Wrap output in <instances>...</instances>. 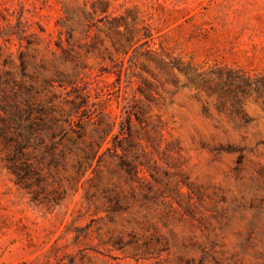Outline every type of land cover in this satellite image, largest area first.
Returning a JSON list of instances; mask_svg holds the SVG:
<instances>
[{
    "label": "rangeland",
    "instance_id": "obj_1",
    "mask_svg": "<svg viewBox=\"0 0 264 264\" xmlns=\"http://www.w3.org/2000/svg\"><path fill=\"white\" fill-rule=\"evenodd\" d=\"M18 86L83 103L28 188ZM0 264H264V0H0Z\"/></svg>",
    "mask_w": 264,
    "mask_h": 264
},
{
    "label": "trees",
    "instance_id": "obj_2",
    "mask_svg": "<svg viewBox=\"0 0 264 264\" xmlns=\"http://www.w3.org/2000/svg\"><path fill=\"white\" fill-rule=\"evenodd\" d=\"M14 85H19L15 81H12ZM49 88H52V84H47ZM32 87L25 89L22 93L20 86L18 89L11 88V94L8 97L13 107V124H14V138L11 141L14 142V148L16 153L9 159H7V169L16 178V184L28 188L30 178L29 166L23 162L18 164V161L24 157L23 151L31 146L33 141H37V146H42L45 143V138H49L50 145L47 148L50 154L54 149L61 145L62 153L72 152V148L76 146L77 140L81 137L80 125L81 119L79 117V109L83 103L72 102V108L60 116H50V112H46L43 108L36 109L33 103ZM56 99L54 93L51 94L52 102ZM49 110H52L50 108ZM97 147H100L104 138L99 139ZM68 144H63V142ZM97 152L94 151V147H89L82 152L81 158L78 160V169L88 167V162L92 161Z\"/></svg>",
    "mask_w": 264,
    "mask_h": 264
}]
</instances>
